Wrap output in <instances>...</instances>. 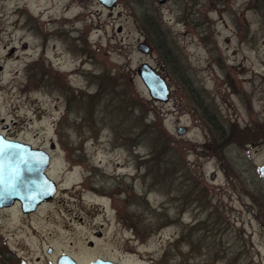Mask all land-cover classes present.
Here are the masks:
<instances>
[{"label":"rangeland","instance_id":"obj_1","mask_svg":"<svg viewBox=\"0 0 264 264\" xmlns=\"http://www.w3.org/2000/svg\"><path fill=\"white\" fill-rule=\"evenodd\" d=\"M69 1L0 0L3 131L57 186L0 264H264V0Z\"/></svg>","mask_w":264,"mask_h":264},{"label":"water","instance_id":"obj_2","mask_svg":"<svg viewBox=\"0 0 264 264\" xmlns=\"http://www.w3.org/2000/svg\"><path fill=\"white\" fill-rule=\"evenodd\" d=\"M105 5L110 6L114 0H100ZM163 0H158L162 2ZM140 48L146 50V47L140 45ZM138 74L146 86L148 93L154 99L166 100L169 88L165 79L152 69L147 63H142L138 68ZM184 127L178 129V132H182ZM11 143H19L18 141H8L7 143L0 141V184H4L6 177L14 169H20L23 167V162L27 161L28 178L34 177L32 182L38 186L28 185L26 188L28 192L27 210H33L36 204L43 200L52 197L56 190V184L52 178H50L45 169L49 164V153L45 149H31L29 145L27 150V158L25 159L23 148L14 146ZM259 172L264 180V162L259 167ZM7 175V176H6ZM39 177V179H38ZM51 249H48L50 252ZM57 264H78L77 261L69 254L63 253L57 259ZM88 264H119L113 262L110 259L97 257L91 259Z\"/></svg>","mask_w":264,"mask_h":264},{"label":"flooded vegetation","instance_id":"obj_3","mask_svg":"<svg viewBox=\"0 0 264 264\" xmlns=\"http://www.w3.org/2000/svg\"><path fill=\"white\" fill-rule=\"evenodd\" d=\"M9 125L3 121V118L0 119V141L7 143L8 141H18L19 143H11L14 146H18L20 148H23V153L25 156V159L27 158V150L28 147L26 145H29L31 149H45L43 147H34L29 142L18 139L16 137H11L4 133L3 130H8ZM46 150V149H45ZM27 161L23 162V167L20 169H14L9 173V175L6 177L4 184H0V209L4 208H17V210L21 214H28L30 211L27 210V200H28V192L26 188L28 185H35L37 187L39 184L36 182V184H33L32 182L35 180L34 177L28 178V170H27ZM47 169V168H46ZM45 169V173H47V170ZM48 175V173H47ZM49 176V175H48ZM51 178V177H50ZM39 179V177H38ZM45 199L39 201L35 208L40 205L42 202H44Z\"/></svg>","mask_w":264,"mask_h":264},{"label":"bare ground","instance_id":"obj_4","mask_svg":"<svg viewBox=\"0 0 264 264\" xmlns=\"http://www.w3.org/2000/svg\"><path fill=\"white\" fill-rule=\"evenodd\" d=\"M77 5H79L78 0H70L68 2V5H65L64 7L70 10V9H75ZM75 19H79L78 16H73L70 20H75Z\"/></svg>","mask_w":264,"mask_h":264}]
</instances>
